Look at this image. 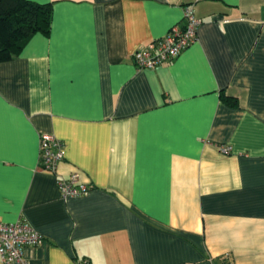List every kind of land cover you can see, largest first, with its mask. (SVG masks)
I'll return each instance as SVG.
<instances>
[{"label": "crops", "instance_id": "obj_1", "mask_svg": "<svg viewBox=\"0 0 264 264\" xmlns=\"http://www.w3.org/2000/svg\"><path fill=\"white\" fill-rule=\"evenodd\" d=\"M29 1L50 33L0 63V223L42 235L29 263L264 264V0ZM188 6L197 42L138 70ZM74 172L89 192L65 199Z\"/></svg>", "mask_w": 264, "mask_h": 264}, {"label": "built area", "instance_id": "obj_2", "mask_svg": "<svg viewBox=\"0 0 264 264\" xmlns=\"http://www.w3.org/2000/svg\"><path fill=\"white\" fill-rule=\"evenodd\" d=\"M201 24L202 20L196 17L194 8L186 7L183 26H175L164 38L155 40L135 52L134 60L138 70H153L176 59L197 42L198 29ZM229 151L230 148L224 149L226 153ZM64 158V143L52 134H42L40 138V168L57 176L59 166ZM57 185L65 199L78 198L89 192V187L82 181L79 172H74L68 177H59ZM42 242V235L27 222L0 223L2 264H30L25 257V249L37 247Z\"/></svg>", "mask_w": 264, "mask_h": 264}, {"label": "trees", "instance_id": "obj_3", "mask_svg": "<svg viewBox=\"0 0 264 264\" xmlns=\"http://www.w3.org/2000/svg\"><path fill=\"white\" fill-rule=\"evenodd\" d=\"M52 14L51 4L0 0V63L16 57L35 34L48 35Z\"/></svg>", "mask_w": 264, "mask_h": 264}]
</instances>
